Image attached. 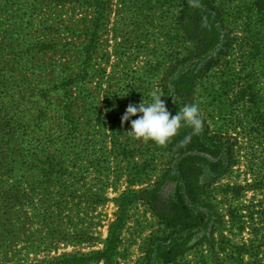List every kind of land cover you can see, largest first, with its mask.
Segmentation results:
<instances>
[{"label":"trees","instance_id":"obj_1","mask_svg":"<svg viewBox=\"0 0 264 264\" xmlns=\"http://www.w3.org/2000/svg\"><path fill=\"white\" fill-rule=\"evenodd\" d=\"M45 1L0 0V247L5 249L18 234L31 238L27 247L33 249L71 241L74 222L81 223L88 204L101 201L105 180L115 178L119 163L132 158V149L119 141L110 118L99 114L100 103H93L85 87L94 76L95 54L102 53L109 0H48L53 6L72 3L93 10L89 20L83 16L71 24L75 29L60 16L48 21L41 14ZM236 1L176 4L174 45L159 81L161 99L172 114L183 103L204 106V112L199 108L198 132L182 121L164 145L153 141L166 154L162 179L170 183L160 218L175 236L210 225L211 205L206 212L197 206L202 179L230 175L244 160V184L223 190L232 201L252 193L247 204L228 206L231 228H248L250 234L232 249L240 262L249 254L251 264H264V0ZM63 33L83 38L77 45L61 38ZM60 49L76 61L57 68L46 65V56L35 62ZM54 68L56 80L41 84L42 75ZM211 77L217 82L204 87ZM209 107L215 114L205 113ZM105 142L110 149L103 147ZM120 218L110 226L100 254L106 261ZM171 235L159 255L162 264L180 252V241Z\"/></svg>","mask_w":264,"mask_h":264},{"label":"rangeland","instance_id":"obj_2","mask_svg":"<svg viewBox=\"0 0 264 264\" xmlns=\"http://www.w3.org/2000/svg\"><path fill=\"white\" fill-rule=\"evenodd\" d=\"M177 2L109 0L107 23L100 40L102 53L95 54L94 76L85 87L94 96L93 103H100L99 114L110 118L109 123L118 133L119 141L132 149V158L119 163L120 169L113 174L115 178L105 180L101 201L88 204L87 215L81 217V223L74 222L76 234L72 235L71 241H61L52 248L51 245L45 247L47 243L33 249L27 247L31 238L18 234L6 249L0 247L1 264H162L159 255L166 249L171 235V230L160 218L170 193V183L162 179L167 168L166 154L157 151L152 140L135 138L127 132L131 128L130 122L122 123L121 116L129 103L150 102L153 90L161 93L159 81L169 64L167 54H170L174 45L172 38L176 29ZM92 13V9L86 12L72 3L53 6L48 0L43 3L41 12L48 21L60 16L67 26L83 16L89 20ZM1 20L4 24V15ZM36 27H33V32ZM61 36L77 45L83 38L68 33ZM44 56L46 65H55V68L58 63L76 61L73 60L74 56L63 54L60 49L36 58L35 62H40ZM55 68L42 75L41 84L56 80ZM216 82V78L211 77L204 81L203 86L208 87ZM79 103L84 102L79 98ZM203 107H199L202 113ZM213 107L217 111L220 109L218 106ZM213 107L206 109L205 113L207 110L214 113ZM135 118L132 116L130 120ZM105 146L110 149L106 142ZM244 165V160H241L230 175L215 179L209 175L202 179L203 195L197 206L206 212L209 210L208 205H211V223L192 231L185 230L180 233L182 236H175L173 232L171 238L180 241L181 245L176 259L169 264H251L249 254H243L240 262L232 249L247 242L250 238L249 229L240 232L231 228L227 209L229 205L234 207L239 202L247 204L252 193L244 192V196L237 201L230 200L231 195L223 197L227 185L244 184L247 177L243 175ZM134 173L136 175L132 177ZM95 187L99 188L96 183ZM84 207L85 204L80 205V208ZM119 216L122 225L106 261L100 254L106 248L109 228Z\"/></svg>","mask_w":264,"mask_h":264},{"label":"clouds","instance_id":"obj_3","mask_svg":"<svg viewBox=\"0 0 264 264\" xmlns=\"http://www.w3.org/2000/svg\"><path fill=\"white\" fill-rule=\"evenodd\" d=\"M150 95L152 97L150 102L129 103L121 116L122 123L130 122L131 128L127 132L132 136L164 145L175 135L182 121L188 122L193 127V132L200 130L202 120L196 103H183L179 111L172 114L158 90H153ZM172 98L177 103L178 98L175 96ZM132 116L136 118L130 120Z\"/></svg>","mask_w":264,"mask_h":264}]
</instances>
